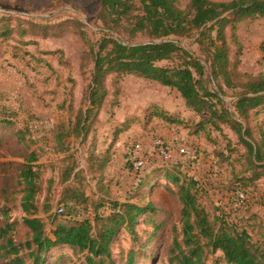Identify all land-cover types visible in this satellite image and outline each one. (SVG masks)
<instances>
[{
	"label": "trees",
	"instance_id": "16d2710c",
	"mask_svg": "<svg viewBox=\"0 0 264 264\" xmlns=\"http://www.w3.org/2000/svg\"><path fill=\"white\" fill-rule=\"evenodd\" d=\"M99 2L97 19L106 32L90 47L94 67L83 100L87 108L78 110L71 126L63 122L55 125L53 139L57 150L68 151L67 138L73 134L82 140L86 137L91 120L98 118L109 93L108 77L112 78L115 95L120 92L123 76L147 78L176 89L186 107L200 117L187 128L189 136L198 135L208 126L218 131L229 127L236 133L245 147L250 174L241 177L242 187H233L232 192L233 196L246 198L249 192L246 186L255 184L264 174V131L262 125L259 130L255 128L261 136L257 139L251 124L258 108L264 104V78L241 70V50L232 54L227 28H231L234 41L238 43L235 32L238 24L264 18V0H189L184 6L181 0ZM1 19L0 48L9 39L23 45L34 43V39L27 40L26 37L48 32V23L20 19L12 23L6 15ZM71 21L87 40L86 31L79 27L82 23ZM138 36L148 40L135 42ZM174 37L195 38L204 58L196 56ZM15 48L19 49L18 46ZM261 50L264 51V44ZM10 53L19 55L18 51ZM163 61L171 64H161ZM228 90L235 91L234 99L229 102L226 100ZM155 119L167 126H181L184 122L181 117L154 104L146 111L144 127L149 128ZM0 125L13 132L25 153L16 193L25 213L23 223L28 227L27 237L17 241L15 232L19 220L11 219L7 207L0 226V256L7 259L6 264H61L64 257L73 260V264H117L112 250L124 231L138 239L137 225L151 222L152 230L143 244L146 246L164 225L152 218L157 211L153 202L142 204L138 201L144 196L141 189L153 186L159 179V184H164L181 205L182 226L180 231L175 229L168 250L170 262L206 264L211 253L220 251L222 255L215 264H222L221 260L225 264H264V245L252 239L246 220L241 222L231 211H221V205L218 206L219 213L212 216L200 200L202 185L184 171V163L166 161L155 165L139 175L140 182L124 201L112 198L110 181H104L105 171L113 157V145L119 135L130 128V121L115 128L112 144L107 150L89 153L85 167H80L74 155L65 157L68 163L62 173L64 185L55 212H51L54 181L44 179L45 168L39 162L42 148L35 146L38 139L29 125L19 124L15 112L5 105L0 107ZM130 166L133 168L132 161ZM96 177H99L98 181ZM94 180L96 186L88 193L87 187ZM108 206L112 211L103 213ZM39 214H47L53 223L52 236L48 233V222ZM63 246L72 249L74 254H57L51 259V250ZM79 254H83L82 258L74 261ZM135 255V247H131L123 264H135Z\"/></svg>",
	"mask_w": 264,
	"mask_h": 264
},
{
	"label": "rangeland",
	"instance_id": "374dc122",
	"mask_svg": "<svg viewBox=\"0 0 264 264\" xmlns=\"http://www.w3.org/2000/svg\"><path fill=\"white\" fill-rule=\"evenodd\" d=\"M188 1L181 0V4L184 6ZM99 10V0H0V20L6 15L12 23L18 19L48 23L47 34L26 37L27 40L34 39V43L23 45L9 39L0 48V107L5 105L15 112L18 123L28 124L38 139L35 146L42 148L39 162L45 168L44 179L54 181L51 212L57 210L59 193L64 185L62 173L68 163L65 157L72 154L79 160L80 167H85L89 153L107 150L112 144L115 128L128 120L131 126L114 143L111 150L113 157L105 171L104 181H110L113 199L124 201L135 189L139 175L166 162L157 154L154 142L156 137H163L171 154L167 161L186 165L184 171L202 185L200 200L211 215L219 213L218 206L221 205V211H231L241 222L246 220L252 239L264 245V174L255 184L243 187L249 191L246 198L233 196V187H242L239 179L250 174L244 154L245 147L229 127L218 131L208 126L198 135L189 136L187 128L200 117L186 107L176 89L129 74L122 77L120 92L115 95L112 78L108 77L106 85L109 93L98 118L91 120L86 137L82 140V137L73 134L67 138L69 150H57L53 139L55 125L63 122L71 126L78 110L87 108L83 100L94 67L90 47L106 32L97 19ZM71 20L82 23L79 27L86 31L87 40L75 29ZM235 32L238 43L234 41L231 28H227L232 54H236L237 49L241 50V70L264 78V51L261 50L264 44V18L241 21ZM174 39L196 56L204 58L195 38ZM147 40L145 36H138L134 41ZM15 45L19 47L18 50ZM11 51H18L19 55L13 56ZM161 64L171 62L163 61ZM234 93L228 90L227 102L234 99ZM154 104L184 119L183 124L167 126L155 119L146 129L145 114L148 107ZM251 124L255 137L260 139L255 128L259 130L262 125L264 131V104L258 108ZM165 128L171 129V132L167 133ZM145 136H148L147 140ZM136 144L142 145V156L147 163L141 173L131 168V156L128 157ZM24 161V150L13 132L0 125V226L6 217L5 209L9 207L11 219L19 220L15 232L18 242L26 239L28 231L23 223L25 213L20 206V196L16 193L17 179ZM262 171L264 173V168ZM98 179L96 177L95 180ZM95 180L87 187L88 193L96 186ZM158 181L151 187L141 189L144 196L138 201L142 204L153 202L157 211L152 218L164 225L146 246L143 244L148 238V232L152 230L151 222L137 225L140 234L138 239H133L128 231H124L121 240L115 243L112 250L117 264L124 263L131 247L136 250L135 264H175L170 262L168 250L175 229L180 231L182 226L179 214L181 205L164 184L160 185ZM110 211V206L102 210L103 213ZM89 215L93 217L92 213ZM39 216L48 222V233L52 236L50 230L54 228L53 223L48 220L47 214ZM73 252L65 246L55 247L50 255L53 259L57 254ZM82 255L75 256L74 261L77 262ZM220 255V251L211 253L206 264H215ZM64 258L61 264H73V260ZM6 262L7 259L0 256V264ZM221 263L225 264L222 260Z\"/></svg>",
	"mask_w": 264,
	"mask_h": 264
},
{
	"label": "built area",
	"instance_id": "2783aa9c",
	"mask_svg": "<svg viewBox=\"0 0 264 264\" xmlns=\"http://www.w3.org/2000/svg\"><path fill=\"white\" fill-rule=\"evenodd\" d=\"M155 150L159 157H161L164 161H167L171 158V154L169 152V147L166 144V141L164 140L163 137H156L155 140ZM142 145L141 144H136L132 147L131 150V160L133 162V168L137 172H142L143 170L146 169V160L142 156Z\"/></svg>",
	"mask_w": 264,
	"mask_h": 264
},
{
	"label": "crops",
	"instance_id": "0c3cea01",
	"mask_svg": "<svg viewBox=\"0 0 264 264\" xmlns=\"http://www.w3.org/2000/svg\"><path fill=\"white\" fill-rule=\"evenodd\" d=\"M157 121L160 122V120H158V119H157ZM165 129H167V128H165ZM174 130H175V129H174ZM178 130H180V129H178ZM167 131H168L167 133H169V132H171V129H167ZM144 139L147 140V139H148V136H145ZM115 156H116V155H115Z\"/></svg>",
	"mask_w": 264,
	"mask_h": 264
}]
</instances>
